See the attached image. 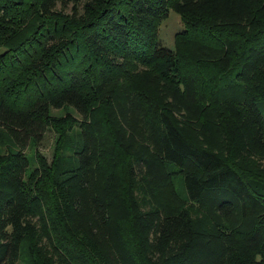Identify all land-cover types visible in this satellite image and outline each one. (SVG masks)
<instances>
[{"label": "trees", "instance_id": "obj_1", "mask_svg": "<svg viewBox=\"0 0 264 264\" xmlns=\"http://www.w3.org/2000/svg\"><path fill=\"white\" fill-rule=\"evenodd\" d=\"M261 103L264 0H0V264H264Z\"/></svg>", "mask_w": 264, "mask_h": 264}, {"label": "rangeland", "instance_id": "obj_2", "mask_svg": "<svg viewBox=\"0 0 264 264\" xmlns=\"http://www.w3.org/2000/svg\"><path fill=\"white\" fill-rule=\"evenodd\" d=\"M184 25L183 22L179 16L174 11L170 12L169 17L163 22L161 25V31H160V39L163 42V44L168 47V48H173L174 47V37L175 34L180 32L183 29ZM261 109L264 111V103L260 104ZM53 113L59 115L63 114L64 110L63 109H54ZM41 150L48 156H51V148L48 147L47 145H40ZM28 155L30 157V165L31 168L36 166V161L34 159V156L32 154V150H29ZM174 169H177L176 166H174ZM175 184L177 187V190L180 192L181 195L187 196V191L185 188V181H184V176L182 174H176L175 175Z\"/></svg>", "mask_w": 264, "mask_h": 264}]
</instances>
